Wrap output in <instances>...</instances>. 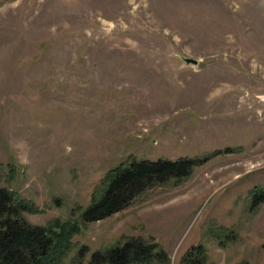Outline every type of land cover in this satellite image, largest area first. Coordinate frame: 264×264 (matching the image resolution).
I'll return each instance as SVG.
<instances>
[{
  "label": "rangeland",
  "instance_id": "374dc122",
  "mask_svg": "<svg viewBox=\"0 0 264 264\" xmlns=\"http://www.w3.org/2000/svg\"><path fill=\"white\" fill-rule=\"evenodd\" d=\"M181 158L205 162L82 220L113 168ZM2 187L78 220L63 264L130 237L264 264V0H0Z\"/></svg>",
  "mask_w": 264,
  "mask_h": 264
},
{
  "label": "trees",
  "instance_id": "16d2710c",
  "mask_svg": "<svg viewBox=\"0 0 264 264\" xmlns=\"http://www.w3.org/2000/svg\"><path fill=\"white\" fill-rule=\"evenodd\" d=\"M205 160L193 158L133 159L110 170L102 192L94 193L91 204L81 217L85 222L104 219L126 208L134 198L153 184L189 176ZM264 201V191L254 195L253 205ZM33 202L16 192L0 188V264H63L73 248V238L81 233L78 220L54 219L46 226L29 222L25 212H38ZM82 257V256H81ZM83 258V257H82ZM76 264H170V256L157 242L130 237L93 252L85 263ZM181 264H213L203 244L192 246L182 256Z\"/></svg>",
  "mask_w": 264,
  "mask_h": 264
},
{
  "label": "water",
  "instance_id": "95a60500",
  "mask_svg": "<svg viewBox=\"0 0 264 264\" xmlns=\"http://www.w3.org/2000/svg\"><path fill=\"white\" fill-rule=\"evenodd\" d=\"M182 59L184 60V62L186 64H194V65H197L199 63L198 59L192 58V57H182Z\"/></svg>",
  "mask_w": 264,
  "mask_h": 264
}]
</instances>
